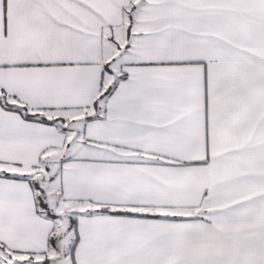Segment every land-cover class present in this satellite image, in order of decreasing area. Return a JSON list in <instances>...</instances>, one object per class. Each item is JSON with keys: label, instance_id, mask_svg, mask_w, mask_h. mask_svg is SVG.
I'll list each match as a JSON object with an SVG mask.
<instances>
[{"label": "snow or ice", "instance_id": "1", "mask_svg": "<svg viewBox=\"0 0 264 264\" xmlns=\"http://www.w3.org/2000/svg\"><path fill=\"white\" fill-rule=\"evenodd\" d=\"M0 264H264V0H0Z\"/></svg>", "mask_w": 264, "mask_h": 264}]
</instances>
